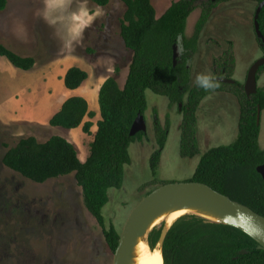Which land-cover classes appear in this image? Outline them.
Here are the masks:
<instances>
[{"label": "rangeland", "instance_id": "374dc122", "mask_svg": "<svg viewBox=\"0 0 264 264\" xmlns=\"http://www.w3.org/2000/svg\"><path fill=\"white\" fill-rule=\"evenodd\" d=\"M178 1L152 0L159 18ZM208 1L196 0L195 11L188 19L187 38L195 35L202 6ZM258 6L255 0H235L223 2L214 10L191 61L192 87L203 79L215 78V61L230 48L237 60L231 80L246 84L249 70L264 57L255 33ZM124 13L121 0H110L104 8L94 0H10L8 9L0 14V43L21 56L36 58L35 70L26 74V80L39 83L42 100L60 92L63 74L73 67L89 70L91 79L86 85L115 76L118 68V81L124 87L133 59V52L125 47L120 35ZM1 59L11 65L6 58ZM258 86L264 88V72ZM94 93L91 109L97 117L92 121L97 124L101 120L99 92ZM146 97L147 136L131 145L132 162L126 167L124 187L110 190V202L104 209L107 225L114 224L120 235L133 210L159 188L153 185L151 170V158L157 149V121L165 126L170 117L172 122L157 178L166 185L190 182L202 157L214 148L232 145L239 132L237 97L228 92L212 93L197 115L199 154L193 159L183 158L181 109L171 107L166 97L150 90ZM260 126V147L264 151V111ZM75 131L26 123L0 128V264H114V253L103 229L87 210L74 175L40 185L2 164L7 152L4 144L13 147L28 136L41 142L53 136L70 139L78 148L80 160L86 162L93 135Z\"/></svg>", "mask_w": 264, "mask_h": 264}, {"label": "trees", "instance_id": "16d2710c", "mask_svg": "<svg viewBox=\"0 0 264 264\" xmlns=\"http://www.w3.org/2000/svg\"><path fill=\"white\" fill-rule=\"evenodd\" d=\"M10 0H0V14L8 9ZM99 7H106L110 0H94ZM125 13L120 20V35L125 47L133 52V59L124 87L118 81L120 69L108 78L99 93L101 121L91 145L86 162L80 160L74 143L59 136L45 142L35 136L22 137L7 149L2 164L8 170L36 184L74 175L82 188L84 204L103 229L105 241L116 253L121 238L114 224L107 225L104 209L110 202V190H121L125 184L126 167L131 164L130 147L143 142L146 133L131 136L138 117L146 115L148 90L166 97L170 106L181 109V156L193 159L199 154L197 137L198 111L202 102L212 93L228 92L240 104L239 132L230 146L214 148L205 154L190 182L201 183L245 205L264 217V178L258 169L264 166V151L260 147L261 126L258 125L259 109L264 111V88L248 98L245 85L221 84L211 78L191 85V61L198 52L201 34L208 25L214 10L223 2L211 0L203 4L201 16L192 38L186 37L188 19L195 11L196 0L174 2L161 16L157 15L152 0H121ZM258 4L264 0H255ZM260 28L264 35V10ZM264 50L263 42L258 39ZM178 46V64H174V49ZM182 49V50H181ZM0 57L6 58L17 69L32 71L37 65L34 57H24L0 43ZM236 55L232 48L215 61V78L233 79ZM264 72L261 69L260 75ZM89 80V74L79 67L71 68L65 78L66 89L75 91ZM89 102L83 97L67 100L61 111L50 121L51 127L76 130L83 127L92 135L96 118ZM172 122L170 117L163 126L157 121L155 136L157 149L151 158L153 185L164 186L158 178V169L167 146ZM162 229L154 230L149 238L155 249ZM248 252L245 255L241 253ZM164 264H264V250L258 243L237 228L209 222L197 216L179 219L167 234L163 247Z\"/></svg>", "mask_w": 264, "mask_h": 264}, {"label": "water", "instance_id": "95a60500", "mask_svg": "<svg viewBox=\"0 0 264 264\" xmlns=\"http://www.w3.org/2000/svg\"><path fill=\"white\" fill-rule=\"evenodd\" d=\"M211 1L216 2L217 0ZM263 10L264 1L261 2L258 6L254 24L256 36L264 44V35L261 31L259 23V19ZM179 51V47L176 46L174 49L175 66L178 64V59L180 58ZM263 67L264 57L254 63V65L249 70L247 81L245 84V92L248 98H251L253 95H256L258 93V76ZM211 80L213 82L221 84H235V81L231 79L213 78ZM261 113L262 111L259 109L258 125H260ZM139 133H147V123L145 117L141 115L138 117L132 128L131 136L134 137ZM258 172L264 178V166L260 167L258 169ZM186 200L201 201L207 205L215 207L217 210L221 211L226 217H228L234 224L218 223L207 220L197 215L187 216H197L209 222L237 228L238 230L244 232L253 240H255L258 243L260 250H264L263 216L256 213L249 207L242 205L236 201H233L229 197L215 191L207 185L196 182L175 183L157 188L133 210L127 221L124 232L121 235L119 247L116 253L114 254V264H128V254L130 250L135 246L138 239L144 234L147 225L159 210L169 204ZM160 229H162V235L157 247L161 245L163 251L164 242L170 229L168 231H166V228L163 229V227H160ZM247 253L248 252L243 251L241 254L245 255Z\"/></svg>", "mask_w": 264, "mask_h": 264}, {"label": "crops", "instance_id": "0c3cea01", "mask_svg": "<svg viewBox=\"0 0 264 264\" xmlns=\"http://www.w3.org/2000/svg\"><path fill=\"white\" fill-rule=\"evenodd\" d=\"M1 58L2 57H0V128L26 123L51 129V119L61 111L64 103L73 97L85 98L89 102L90 110L94 112L91 109V100H95L94 92L100 93L101 87L106 79L102 80V82L97 81V83L90 85H86V83L82 88L71 91L66 89L64 85V78L67 71L63 74L60 81V92H55L53 96H48L45 100H42L39 83L26 80V74L32 73L35 68L30 72H24ZM84 70L89 74V82L91 79L90 72L87 69ZM64 92L67 94V97L63 100L62 93ZM86 122L94 123L92 119L88 118ZM97 124H94L92 129L94 140L98 131ZM79 130H83V127L76 129V131ZM67 140L70 141V139ZM70 142L73 143L72 141ZM87 159L88 158H86V160Z\"/></svg>", "mask_w": 264, "mask_h": 264}, {"label": "bare ground", "instance_id": "6f19581e", "mask_svg": "<svg viewBox=\"0 0 264 264\" xmlns=\"http://www.w3.org/2000/svg\"><path fill=\"white\" fill-rule=\"evenodd\" d=\"M66 97L67 94L62 93V99L64 100ZM187 215H197L223 224H234L221 211L201 201L186 200L169 204L153 216L144 234L130 250L128 264H164L162 247L160 245L153 249L149 242L150 235L160 227L166 228L168 231L180 218Z\"/></svg>", "mask_w": 264, "mask_h": 264}]
</instances>
